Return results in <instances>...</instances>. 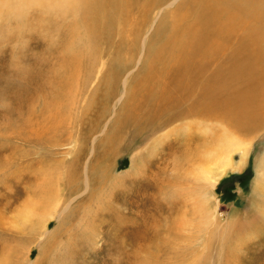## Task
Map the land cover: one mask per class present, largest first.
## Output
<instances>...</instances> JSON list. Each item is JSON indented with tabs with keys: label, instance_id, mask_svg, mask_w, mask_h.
<instances>
[{
	"label": "bare ground",
	"instance_id": "bare-ground-1",
	"mask_svg": "<svg viewBox=\"0 0 264 264\" xmlns=\"http://www.w3.org/2000/svg\"><path fill=\"white\" fill-rule=\"evenodd\" d=\"M45 1L48 5H52V2ZM70 1L75 2V0ZM77 1L79 4L82 1L104 4L108 0ZM35 2L36 0H0V5H36ZM119 2H123V0H119ZM156 2L157 0H146L143 4L144 7L141 9V20L138 19L137 21L136 19L125 24L130 28L131 35L136 33L134 36H137L139 40L140 54L135 68L130 70L122 80L114 110L118 105L124 103L130 95L129 79L131 75L136 72L139 65L149 60L146 51L151 33L158 34L165 30L163 43L161 46L159 45L157 56L154 59L155 63L153 62L158 64L160 68L155 69L149 75L143 76L141 82L133 83L134 91H132L128 107V116H125L124 119L127 117L133 118V124L138 123L137 126L145 120H151L153 116L160 112V114L165 113L168 119H174L171 123V129L167 130L160 127V132L167 131L163 135L164 140H157L158 147L152 153V160L155 157L162 159L163 152H165L163 150H166L167 147L169 149L174 148L176 153H179L176 160L182 170V176L178 178L180 174L176 169V173H170L171 177L164 182H155V184L145 182V185L140 188L141 190L138 189L139 191H137V188L142 184H137L133 193L139 200L137 199V203L133 204V208L140 209L137 212L138 219L128 218L129 222L127 223H125V216L123 215L125 213L122 212L126 211L124 207L128 201L125 200V196L128 197L126 194L128 186L117 189L125 192L123 194L120 192L117 194L114 190L111 193L110 201H107V199L100 200L98 207H101V210L103 208V214H100L99 220H96L100 222V225L101 223H107L108 232H105L107 235L112 233L113 229L120 234L122 230L127 229V233L130 234L129 231H132L133 225L137 221H141L145 231H142V234L139 231L132 232L131 236V241L134 240V236L142 239L141 246L133 254L134 260L131 261L133 264L138 259L141 260L140 264H151L159 258L151 251L152 244L153 248L162 256L167 247L171 246L169 241L174 237L169 231L171 227L177 230H186L189 233V245L190 249L193 250L191 264H224V261L227 264H236L239 256L234 251L235 248L242 247L243 250H247V247L244 246L249 243L250 238L255 237L253 233L257 238L263 236L264 227L260 231L254 227L250 228L248 232L243 231V229L240 230V224L235 213L232 216L226 215L227 217L220 213V200L215 195V189L225 176L232 172H241L246 167L253 142L259 135L258 128L264 124V0H168L161 5H157ZM124 4L126 5V3ZM2 8L1 6L0 9ZM128 8L127 10H129ZM107 14L109 15V13ZM151 14L153 16L152 23L148 30L145 33L136 31V28L141 29L145 25V20H148ZM107 19L109 18L107 17ZM120 22L123 21L120 20ZM77 36L71 35L70 32L72 45L67 47V62L65 61V64L60 65L62 73L67 72L72 67L69 75L66 73L68 81H62L61 83L63 88H67L66 91L69 94L65 104L64 102L58 103V101L52 103L56 107L54 108L56 112L53 111V115H39L34 112V118H26L23 115L24 109H21L25 103L22 102L24 99L22 94L29 95L31 98L33 94H38L41 103L42 95L39 94L42 93L43 85L38 84L37 89H32L33 92L29 91L28 93L23 92L24 86L16 88L18 90L16 105H11L13 109L11 112L17 114L16 125H12L15 126L14 128L9 126L4 132L3 129H0L2 130L0 136L4 138L3 143H0V147L1 144H3L2 147H8V149H5L6 152H11V160L16 161L7 166L5 165L6 167L0 166L2 170L4 169L2 174L8 173L11 175L9 180L18 179L19 176L22 177L19 180L23 178L26 180L27 176L35 180L34 175L19 174L16 177L14 176L12 169L18 168L17 161L21 160L25 163L42 165L44 161L55 155L61 154L67 157L70 155V151H59L65 147L70 148L71 143L68 142L71 141L69 140H73L77 131L80 132L77 126L85 118L78 115V118H76L77 116L72 113L77 109L78 97L83 93L86 82L89 81V72L98 65V60H96L95 54L93 55L94 51L91 49L92 44L90 45V42V47L83 45V47L87 46L88 49H91L88 54L84 52L85 50L76 48L80 45L76 46L75 42L78 41L79 43L83 40V38ZM121 37L125 36L121 35ZM88 64H90L89 67H87ZM101 72L98 69L99 75H96V79ZM52 86L53 90H57L59 95L62 89L55 87L54 84ZM38 91L40 92L37 93ZM48 92L52 93V89ZM25 98L29 97L26 96ZM12 113H10L11 116ZM169 116H172V118H169ZM112 120L113 117L105 124L100 134L93 138V144L96 143L99 136L106 134L107 127ZM65 127H68L67 134L69 136L62 138L60 135H62V130ZM160 132L158 133L160 134ZM243 134H250V136L245 137ZM147 139L149 141L150 138ZM126 140H122L119 148L125 144ZM33 142H36V145L27 148ZM21 144L25 148L20 147ZM148 145L138 149L140 151L133 158L132 166L129 170L121 173L120 177L134 175L137 178L144 173L147 177L146 168L149 166V160L145 162L144 158L148 152ZM93 153L94 150L91 155ZM116 153L118 155L117 148L112 153L113 156L107 167L104 165L98 169L100 170L98 173L100 179L107 182L110 180L116 181L115 161L118 157ZM235 155L239 157L237 162L235 161ZM1 158H4V156L0 153ZM5 160L7 162L6 158ZM76 160L75 157L72 162ZM87 165L88 162H86L82 177L84 178V180L82 179V190L78 188L74 196H62L61 173L41 171L35 174L36 183H31L34 187L31 191H28L29 197L22 203L15 216L7 217L9 214L0 210V225L12 229L14 233L18 234L19 238H31H29L27 246L17 250L11 248L4 252L0 258V264H10L12 261L17 264H38L44 255H46L48 264L53 262L52 259L58 245L73 238L75 234L72 231L73 227L76 225L83 227L87 222L89 209L83 212L80 211V215L75 210L78 209L75 207H80L82 204L80 199L89 191L92 192L90 190L92 180ZM16 171L19 172V170ZM256 174L252 196L257 197L263 206L264 155L256 160ZM74 179L73 175H67L70 184L75 183ZM25 180L23 181L25 182ZM26 184L30 183L26 182ZM5 190L11 191L9 187ZM90 197L92 198V195ZM151 199L153 204L149 202ZM141 200H145L143 205L139 202ZM156 200L159 202L154 203ZM260 204L255 206L256 210L259 209ZM151 208L154 209L153 212L150 210ZM64 210H68V213L63 217ZM141 210L143 213L140 216ZM105 211L109 213H104ZM166 212L169 213L167 216H165ZM257 212L259 213V211ZM59 213V217H63L61 223L54 230H50L48 225ZM262 214L261 217L264 219V211ZM76 215L78 216L76 217ZM104 215H111L109 216L110 219L106 220ZM254 216L256 217V215ZM194 223H197L198 231L195 230L197 232L196 237L191 239L195 234V232L190 234V231L194 228ZM151 225L155 234L151 230L149 233ZM145 233L151 234L152 238L150 235L146 236ZM43 236H48L47 241L40 248L37 258L30 260L34 243ZM60 236L63 237L61 240ZM232 243L236 244L232 246ZM48 246L50 248H47ZM230 246H232L231 249H229ZM248 248L252 250V245ZM208 250L210 251L208 252ZM213 252L216 260L210 263ZM144 256L145 258H143Z\"/></svg>",
	"mask_w": 264,
	"mask_h": 264
},
{
	"label": "rangeland",
	"instance_id": "rangeland-1",
	"mask_svg": "<svg viewBox=\"0 0 264 264\" xmlns=\"http://www.w3.org/2000/svg\"><path fill=\"white\" fill-rule=\"evenodd\" d=\"M47 1L52 2V5H48L45 0H36V5H0V7H3L0 9V129H3L4 132L9 128V126L16 125L17 114L11 112L13 110L11 105H16V94L18 92L17 89L19 86H24L25 89L23 92L28 93L29 91H32V89H37L38 84L43 85L42 93L39 94L42 95L41 103L39 102L40 96H37L38 94H33L32 98L29 95H21L24 98L22 102H25L24 107L21 109H24L23 115H25L26 118H34V112L39 115H53V111L54 113L56 112V109H54L56 107H54L52 104L54 101V103L58 101V103L64 102L65 104V100H67L69 92L66 91L67 88L65 89L62 87L61 83L62 81H68L66 73L69 75L72 67H70L67 72L62 73L60 71V65L65 64V61L67 62V47L72 45L70 32L71 35H78L77 37L83 38V40H81L79 43L78 41L75 42L76 46L80 45V47L76 48L82 49L83 51L85 50L84 52L86 54L91 52L92 49L94 51L93 55L95 54L96 60H98V65H96L94 69L92 68V71L89 72V81L86 82V87L83 88L84 94L81 93L79 95L78 107L72 113L75 116L78 115L82 116V118H85L84 121H82V123L77 126L78 129H80V132L78 133L77 131V134L73 140H69L71 141L68 142L71 143V149L65 147L59 151H70V155H68V157L62 156L61 154L55 155L52 158L50 157L48 160L44 161L42 165L36 163L32 164L29 162L25 163L21 162V160L17 161L18 168L12 169L14 176L16 177L19 174L34 175L33 177L35 180L29 178L28 176L26 180L25 178L19 180V178H22L20 176L18 179L16 178L9 180V176L11 175L8 173L2 174L4 169L2 170V168H0V210H3L5 213L9 214L7 217L11 215V217L15 216V213L20 209L22 203L29 197L28 191H31L34 187L32 184L36 183L35 174L41 171H53L61 173L62 179L60 181V186L62 196H74V193L78 188L82 190V179L84 180L82 177L83 173L85 172L86 162H88L87 166L89 167V173L92 180L90 190H92V192L89 191L83 196V198L80 199V202L82 203L80 207H75L78 208L75 210L79 215L81 212L89 209L87 222L83 227L80 225L73 227L72 231L75 233L73 238L68 240L65 238L66 241L58 245V247L55 249V254L52 259L53 262L50 264H133L131 263V261L134 260L133 254L141 246L142 239L136 238V236H134V240L131 241L132 232L134 233L139 231L142 234V231H145L143 228L144 225H141V221L139 220L133 225V228L131 229L132 231H129L130 234L127 233V229L122 230L121 234L117 230L113 229L112 233L107 235L105 233L108 232L106 228L107 223H101L100 225V222L96 220H99V215L103 214V208L101 210V207H98V204L100 203L101 199H107V201H110L111 193L114 190H116L117 194H119V192L121 194L125 193L117 189L128 186V191L126 193L128 197L125 196V200H128L129 202L127 201V205L124 207L126 211L122 212L125 213L123 215L125 216V223H127L129 222L128 218H137V212L140 211V209L133 208V206L139 200V198L133 193L134 187L137 184H142L137 188V191H139L141 190L140 188L145 185V182L148 184L149 182L152 184H155V182H164L171 177L170 173H176V169L180 174L178 175V178L182 176V170L180 169V166L177 164L176 160L179 153H176L174 148L169 149L167 147L166 150H163L165 152H163L164 156L162 159L160 157H155L152 160V153H154L158 147L157 140H164L163 135L167 130L171 129V123L174 119H168L166 114H160L161 112L153 116L151 120L143 121L139 126H137L138 123L133 124V118L127 117L124 119L125 116H128V107L132 96V91H134L133 83L141 82V78H143V76L149 75L155 71V69L160 68L158 64H154V59L157 56L158 48L163 43V35L165 30H162L158 34L153 32L151 33L150 42L146 51L149 60L147 62L144 61L141 65H139V67L136 69V72L131 75L129 79L130 98L128 97L124 103L118 105L114 110V104L118 97L122 80L130 70L135 68L140 54L139 40L137 39V36H134L136 33L131 35L132 32H129L130 28L127 27L128 25L125 26V24H128V21L136 19L137 21L138 19L139 21L141 20V9L144 7L143 4L146 2V0H136V2L135 0H123V2H119V0H108L104 4L100 2L85 3L83 1L79 4L77 0H75V2L70 0ZM57 1H59V3H57ZM167 1L157 0L156 4L158 3L157 5H161ZM119 3L122 4L120 5ZM124 3H126V5ZM92 5L101 6L94 7ZM127 8L130 11L127 10ZM105 9L109 12H106ZM105 12L109 13V15H106ZM105 16H107L109 19H107ZM152 17L153 16L151 14L149 19L145 20V25L141 29L136 28V31L145 33L152 23ZM101 18L104 19L101 20ZM106 19L110 21L108 22ZM120 20L124 23L120 22ZM121 35L125 37H121ZM89 42L90 45L92 44L91 49L87 48V46H89ZM83 45L87 46L83 47ZM89 66L90 64L87 65V67ZM98 69H100L102 72L96 79V75H99ZM30 83L32 84L31 87ZM52 84H54L55 87L62 89L59 93L60 96L58 95L57 90H53ZM50 89H52L53 95L51 92H48ZM39 92L40 91L37 93ZM26 96L29 98H25ZM79 99L82 100L80 101ZM49 102H51V104H49ZM144 104H146V102H144ZM67 112L69 113V111ZM10 113H12V116ZM78 116L76 118H78ZM111 117H113V120L108 125L106 134L99 136V138L96 139V143L93 144V138L100 134L103 127ZM169 118H172V116H169ZM14 127L15 126H12L10 128ZM160 127L163 129L166 128L167 130L162 133V131L160 132ZM263 128L264 124L258 128L259 135L253 142L246 167L243 168L241 172H232L231 174L225 176L215 189V195L218 200H220V213L225 216H232L236 214L240 224L239 229H243V231L246 232L250 231V228L253 227L259 231L262 227H264V219L261 217L263 215L262 212L264 211V203L262 206V203L260 204L258 198L252 196L254 180L257 176L256 160L260 156L264 155ZM67 130L68 127H65L64 130H62V135H60L62 138H67L69 136V134H67ZM0 132H2V130H0ZM158 132H160V134ZM243 135L245 137L250 136V134ZM147 138H150L149 141ZM123 139L127 140L125 141V144L119 148ZM3 140L4 138L0 136V143ZM147 144H149L147 150L148 152L144 158L145 162L149 160V166L146 168L147 177H145V173L143 175L141 174V176L137 178H135L134 175H125L120 177L119 175L121 173L129 170L132 166L133 158L137 155L138 151H140L138 149L145 147ZM1 145L3 146V144ZM35 145L36 142H33L30 144V147L27 146V148H32ZM2 146L0 147V153L2 156H4V158L0 159V166H7L12 162H16L11 160V152H6L5 149H8V147ZM20 147L23 148L24 145L21 144ZM116 148L118 149V155L116 153L118 157L115 161L116 181L113 182V180H110L107 182L100 179L98 174L100 170L98 169L104 165L107 167V164L110 163V159L113 156L112 153L116 151ZM93 150L94 153L91 155ZM75 157L77 160L72 162ZM234 157L235 161L237 162L239 157L236 155ZM5 158L7 159V162ZM136 163H138V161H136ZM16 170H19V172ZM21 170L22 172L20 173ZM68 174H71L75 177V183L70 184L68 182ZM133 178L135 179L132 181ZM23 180H25V182ZM4 182L6 184H3ZM26 182L30 184H26ZM6 187H9L11 191L5 190L7 189ZM101 188L102 190L100 191ZM150 194L152 195L151 191ZM91 195L92 198L90 197ZM133 200L136 201L134 202ZM144 201L145 200H141L139 202L141 205H143ZM152 201V199L149 201L150 204H153ZM157 201L158 200H156L154 203ZM257 204H260L259 209L257 208L258 210L255 208ZM153 208L150 209L152 212L154 210ZM257 211H259V213ZM67 213L68 210H64L63 217ZM104 213L109 212L105 211ZM142 213L143 212L141 210L140 216ZM168 214L169 213L166 212L165 216ZM59 215L60 213L56 215L48 225L50 230H54L59 226V223H61L63 217L61 218ZM254 215H256V217ZM77 216L78 215H76V217ZM104 216L106 220H108L110 219L109 216L111 215ZM193 227L194 228H192L190 234H193L194 232L195 234L193 237H191V239L196 237V231H198L197 223H194ZM99 230L101 231L100 233ZM150 230L153 234H155L153 232L154 229L152 225L150 226L149 233ZM169 231L172 233V235H174L173 239L169 241L171 246L169 248L167 247L164 254L162 253L163 255L161 256L153 248L152 244L151 251H153V254L155 253L158 255L159 258L156 261H153L151 264H191V255L193 250L190 249L189 245V233L186 230H177L174 227L169 228ZM145 235H150L152 238L151 234L145 233ZM253 235L255 237L250 238L248 243L252 245V250H249L248 246L250 245L248 244L244 246L245 248L247 247V250H243L242 247L238 246V248H235L234 251L237 252L239 256L236 264H264V235L259 238H257L254 233ZM61 236L60 240L63 238ZM29 238L30 237L25 239L19 238L18 234L16 232L14 233L12 229H7L0 225V258L4 252L11 248L17 250L23 248V246H27ZM47 238L48 236H43L42 238H38L36 240L34 243V248L30 253V260H35L37 258L39 250L47 241ZM257 240L259 241L257 242ZM235 244L232 243L231 245L233 246ZM232 246H230L229 249H231ZM47 248H50V246ZM209 251L210 250H208V252ZM250 251L252 252L247 256ZM214 254L215 253L213 252L210 263L215 262L216 260L214 258ZM145 256L143 258H145ZM140 263L141 260L138 259L135 260L134 264ZM223 263L227 264L226 261ZM10 264L17 263L12 261ZM38 264H48L46 255L43 256Z\"/></svg>",
	"mask_w": 264,
	"mask_h": 264
}]
</instances>
